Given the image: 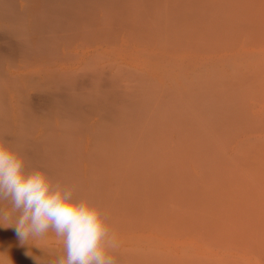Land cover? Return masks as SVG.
I'll list each match as a JSON object with an SVG mask.
<instances>
[{"label": "rangeland", "instance_id": "rangeland-1", "mask_svg": "<svg viewBox=\"0 0 264 264\" xmlns=\"http://www.w3.org/2000/svg\"><path fill=\"white\" fill-rule=\"evenodd\" d=\"M190 1L0 0V141L99 208L116 264H264V0ZM15 219L0 264L63 255Z\"/></svg>", "mask_w": 264, "mask_h": 264}, {"label": "clouds", "instance_id": "clouds-1", "mask_svg": "<svg viewBox=\"0 0 264 264\" xmlns=\"http://www.w3.org/2000/svg\"><path fill=\"white\" fill-rule=\"evenodd\" d=\"M0 221L16 215L21 243L43 238L50 231L62 242L63 255L53 264H116L110 251L117 247L109 235L106 217L73 189L53 183L39 169L28 170L23 157L0 141ZM2 226V224H0Z\"/></svg>", "mask_w": 264, "mask_h": 264}, {"label": "bare ground", "instance_id": "bare-ground-1", "mask_svg": "<svg viewBox=\"0 0 264 264\" xmlns=\"http://www.w3.org/2000/svg\"><path fill=\"white\" fill-rule=\"evenodd\" d=\"M51 1H53V0H51ZM189 1H190V0H189ZM193 1H194V0H193ZM196 1H197V0H196ZM140 2H141V1H140ZM145 2H146V1H145ZM188 3H191V1L188 2ZM188 3H187V5L189 6ZM193 3H195V1H194ZM54 4H55V2H54ZM56 4H57V3H56ZM139 4H140V3H139ZM191 4H192V3H191ZM137 5H138V4H137ZM180 6H183V5H180ZM179 8H180V7H179ZM175 9L177 10V8H175ZM181 9H182V7H181ZM181 9H180V10H181ZM119 142H120V141H119ZM121 142H122V141H121ZM121 142H120V143H121ZM123 143H124V140H123ZM123 143H121L122 145H124V146H122V147H123L124 149H125V148H126V149H125V150L122 149L121 152L125 151V152H123V154H127V153H129L130 148H129V147H126V146H128V145L123 144ZM125 143H126V142H125ZM128 148H129V149H128ZM128 150H129V151H128ZM119 152H120V150H119ZM121 152H120V153H121ZM126 152H127V153H126ZM161 179H162V178H160V180H161ZM161 182H162V181H160V184H162ZM199 185H200V184H199ZM200 186H201V185H200ZM200 186H199V187H200ZM194 187H195V186H194ZM194 187H193V189H195V191L197 190V193H198V194L200 193L199 195H202V197H204L203 194H206V195H207L208 191H210L209 188L207 189V188H204L205 186H203V189H204V190H206V189L208 190V191L206 190L207 193H206V192L204 193V192L201 190L202 187L200 188V192H198V185H197V187H195V188H194ZM207 187H208V186H207ZM173 188H175V189H173V190L177 191V186H175L174 184H173ZM190 188H191V187H190ZM190 188H188L190 192H187V194H188V193H189V194H190V193H193L192 188H191V189H190ZM210 188H211V187H210ZM213 189H214V188H213ZM214 190H215V189H214ZM216 190H218V189H216ZM191 191H192V192H191ZM211 191L214 193V195H215V192H216L217 196H218V195L221 196L222 194H224V193H219L220 191H219L218 193H217V191H215V192H214L213 190H211ZM202 192H203V194H201ZM197 193H195V194H197ZM210 194H211V193H210ZM210 194L208 193V195H210ZM190 195H191V194H190ZM208 195L206 196L207 198H209ZM224 195H225V194H224ZM224 195H222L221 197H223ZM188 196H189V195H188ZM211 196L217 200V202H216V200H213V198H212L213 202L215 201L216 203H219V202H218V199H217L216 197H214V196L211 194V195H210V198H211ZM215 196H216V195H215ZM198 197H199V196H198ZM206 197H204V198H206ZM210 198H209V201H211ZM194 200H195V199H194ZM196 200L198 201V199H196ZM206 200H207V199H206ZM206 200H205V201L202 200L201 203H203V201H204L205 203H204L203 205H206V206L209 205L208 207L212 206L211 209H210V210H212V211L215 210L216 212H218L217 210L220 211L221 208H226V207H224L223 205L220 206V203H219L220 209H217V210H216V209H214V207L216 208V206H215L216 204H214L212 201H211V204H209L210 202L208 203V201L206 202ZM198 202H200V201H198ZM207 204H208V205H207ZM201 205H202V204H201ZM203 205H202V206H203ZM213 205H214V206H213ZM222 206H223V207H222ZM208 207H207V208H208ZM212 208H213V209H212ZM223 210H224L223 213H225L226 210L229 211L228 208H227L226 210H225V209H223ZM215 211H214V212H215ZM214 212L212 213V214H213L212 216H218L219 212H218L216 215H214ZM216 212H215V213H216ZM220 213H221V215H219V217L222 218V220H223V218L225 217L224 215H226L227 212H226V214H224L223 216H222L223 213H222V212H220ZM230 214H231V213L228 212V214H227L228 216L226 215V216L228 217L227 219H229V215H230ZM201 215H202V214H201ZM209 215H210V214H209ZM209 215H206V216L209 217ZM206 216H205V217H206ZM212 216H210V217H211V219L209 220L210 223H211V220L214 221L213 218H214V219L216 218V217H213V218H212ZM205 217H203V219H204ZM220 218L217 217V218L215 219V222H216L217 219H218V220H219V223H220V220H221ZM230 218H232V217H230ZM206 219H207V218H206ZM206 219H204L202 222H204ZM208 219H209V218H208ZM224 219H226V218H224ZM233 221H234V220H233ZM233 221H232V222H233ZM240 221H241V220H240ZM215 222H214V226L216 225V227H217V224H215ZM225 222H226V221H225ZM225 222H223V224H224ZM237 222H238V221H237ZM237 222H236V223H237ZM206 223H207V220H206ZM210 223H208V225L213 226V225H212L213 222H212L211 224H210ZM216 223H218V221H217ZM226 223H227V222H226ZM234 223H235V222H234ZM236 223H235V224H236ZM238 223H239V222H238ZM204 224H205V223H203V225H204ZM220 224H222V223H220ZM231 224H232V223H231ZM208 225L206 224V226H208ZM218 225H219V224H218ZM224 225H225V224H224ZM224 225H221V226L223 227ZM239 225H240V224H239ZM242 225H243V224H242ZM211 226H209V227H207V228H210L209 230H211V228H212ZM214 226H213L212 230H213V229H216ZM219 226H220V225H219ZM230 227H231V226H230ZM230 227H228V229H230ZM235 227H236V226L233 225V228H235ZM238 227H239V226H238ZM218 228H219V227H218ZM236 228H237V227H236ZM262 249H264V248L262 247ZM138 259H141V258H138Z\"/></svg>", "mask_w": 264, "mask_h": 264}]
</instances>
